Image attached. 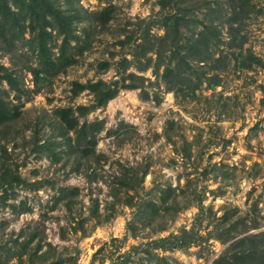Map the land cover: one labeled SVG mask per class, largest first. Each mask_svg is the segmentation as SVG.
Wrapping results in <instances>:
<instances>
[{
    "label": "rangeland",
    "instance_id": "374dc122",
    "mask_svg": "<svg viewBox=\"0 0 264 264\" xmlns=\"http://www.w3.org/2000/svg\"><path fill=\"white\" fill-rule=\"evenodd\" d=\"M59 2L65 5V0ZM78 4L89 11L112 7V18L105 28L96 27L89 17L76 23L80 35L84 34L82 28L89 26L88 47L82 53L70 49L76 61L49 75L50 80L38 91L32 73L20 69L21 62L28 61L20 59V53L13 57L0 50V61L17 68L23 90L16 97V91L4 83L10 91L8 99L18 106L20 115L0 127V177L6 172L37 184L15 185L8 189L6 203L0 198V255L10 259L9 264H17L22 241L34 233L30 248L41 244L36 256L46 253L45 260L36 259L35 264H112L120 256L157 264L140 248L152 239L191 228L199 211V197L213 208V213H206L203 223L198 224L202 234L223 222L226 213L233 215L231 220L248 213L247 218L260 222L248 233L264 231V0H250L244 23L248 35L245 48H251L262 62L245 68L235 65L233 59L217 68L212 67V61L186 62L178 73L197 86L199 77L203 79L195 92H187V84L181 85V90L169 88L163 76L169 55L157 71L154 50L139 47L144 29L138 28L137 21L152 19V32L163 35L161 17L172 6L163 8L161 0H80ZM132 31L134 45L125 43L123 47L120 40ZM228 35L223 26V38L227 40ZM60 43L58 37L55 55ZM29 46L17 52L27 53L28 58L31 55L30 63L37 65V55ZM217 48L212 55L215 58L220 50L225 51L224 42ZM140 49L146 54L136 57L135 53L141 55L137 53ZM122 56L130 60L127 71L148 78L149 97L142 96L141 88L121 87L106 105L86 117L79 116L80 124L105 120L95 152L89 157L65 152L55 157L49 149L61 150L51 144L60 140L55 110L93 103L94 95L87 89L74 95V82L117 80ZM104 61L109 62L107 67L101 66ZM212 81L218 84L211 86ZM187 143H191L190 159L177 152ZM77 164L79 169L74 168ZM169 184L179 186L177 192L182 190L180 206H189L174 217L168 214L152 225L144 224L148 218H141L138 208L144 199L158 196L160 188ZM62 186L80 188L73 210L67 208L66 201H56ZM5 188L0 181V195ZM133 221L136 229L131 226ZM164 222L165 230H157ZM223 248L224 244L211 235L206 242L187 248L152 252L168 257L171 264H212ZM23 258L24 264H32L27 255Z\"/></svg>",
    "mask_w": 264,
    "mask_h": 264
},
{
    "label": "trees",
    "instance_id": "16d2710c",
    "mask_svg": "<svg viewBox=\"0 0 264 264\" xmlns=\"http://www.w3.org/2000/svg\"><path fill=\"white\" fill-rule=\"evenodd\" d=\"M79 2L80 0H65V5H62L59 0H0V50L13 57L20 53L19 58L28 61L27 64L21 62L20 69L25 68L32 73L35 91L39 90V86L44 81L50 80L49 75L64 71L67 66L76 61V55L70 53V49L82 53L88 47L86 38L90 36L89 26L82 28L84 34L80 35L76 31V23L83 22L89 17L96 27L105 28L112 18V7L89 11L80 6ZM249 2L250 0H161L163 8L167 5L172 6V8L163 12L161 17L165 33L159 35L152 32V19H139L137 21L138 28L144 29L139 47L144 48L147 46L149 49L154 50L156 54L155 69L157 71L169 55L167 68L163 73L169 88L176 89L177 86L181 90L182 88L179 87L187 84L186 91L195 92L196 88L203 83V79L199 77L197 86L191 78L178 73L182 64H186V62L189 63L194 60L195 62L209 64L212 61L213 68L224 67L229 64L231 59L235 61V65L244 68L251 67L255 62L259 64L262 62L251 48H245L248 35L244 30V23L246 15L249 13ZM198 12L202 14L201 17ZM223 26L228 29L227 40L222 36ZM58 37L61 38L60 50L55 55L54 45L58 43ZM133 38L134 31H132V34H127L125 39L120 40L121 45L123 47L125 43L134 45ZM135 38L137 39V37ZM222 42H224L226 49L225 51L220 50V55L215 58L212 55L218 50L217 47ZM27 44L31 45L32 48L29 46L30 50L37 55V65L30 63L29 58L31 55L28 58L27 53L17 52L18 49ZM137 53L141 55L135 53L136 57L146 54L141 49ZM128 61L130 60L126 56H122L120 59L121 64H118L117 69L121 77L117 80L107 82L99 79L97 81L89 80L86 83L74 82L72 88L74 95L87 89L93 93L94 101L90 105H79L76 108L72 106L59 107L55 110L57 114L55 123L58 124L57 129H59L60 140L55 139L51 144L61 147L60 152H55V147L49 148L55 157L60 156L61 152L77 153L81 157H89L95 152L97 136L100 131L105 129V120L90 122L85 120L80 124L79 116L86 117L97 107L106 105L119 92L121 87L141 88L142 96L149 97L145 85L148 78L143 74L127 71ZM15 65H17V62H15ZM107 65H109L107 61L101 64L103 67H107ZM16 70L17 68L5 66L0 61V127L13 123L20 115L18 106L8 99L10 96L9 89L16 91V97H19L17 94L23 92L21 89L22 79L18 77L16 74L18 71ZM120 82L121 85H119ZM4 83L8 84L9 89H5ZM210 84L214 86L218 82L212 81ZM76 112H78V115H76ZM171 124H174V121H171ZM72 131H74V134H71ZM168 137L171 136L168 135ZM187 144L183 150L180 149L177 152L183 158L190 159L192 155L191 143ZM74 168L79 169L80 164H77ZM145 173L146 171L143 172V176ZM0 181L3 185H6L4 194L0 195L4 203L10 198L9 188L19 184L28 187L37 185L36 183H28L17 175L9 176L6 172L0 177ZM178 189L179 186L169 184L160 188L158 196L144 199L137 210L141 218L147 216L148 220H145L144 224L152 225L155 220L158 218L163 220L168 214H172V217H174L176 213L189 206V203L180 206L182 190L179 193L177 192ZM79 191L78 186H62L56 201H66L67 208L73 210L77 203L75 197L79 194ZM196 201L199 211L196 222L191 228L183 227L179 233H171L158 239H152L140 248L148 253L147 257L150 261L156 259L157 264H171L168 257H160L152 252L153 249L166 251L187 248L195 243L206 242L212 235L224 244V248L219 256L214 258L212 264H264V231L248 233L249 230L260 226L258 218H247L249 214L246 213L231 220L233 215L226 213L223 215V222L217 223L213 230H208L206 234H202L198 224L203 223L207 217L206 213L209 211L213 213V208L202 203V197L196 198ZM13 207L15 208L16 205L13 204ZM233 210L237 215L238 210L236 208H233ZM131 226L136 229L134 221ZM166 226L167 223L164 222L157 230H165ZM80 227H83V219L80 220ZM136 233L135 230L134 234L136 235ZM240 235L243 236L239 237ZM35 237L36 234L33 233L29 238L22 241L17 264L25 263L26 258H23L25 255L32 264H35L36 259L45 260L46 253L36 256L42 247L41 244H36L35 247L30 248ZM8 261L10 259L0 255V264H9ZM112 264L151 263L145 262L143 258L134 261L123 259V256H120V258L114 259Z\"/></svg>",
    "mask_w": 264,
    "mask_h": 264
}]
</instances>
